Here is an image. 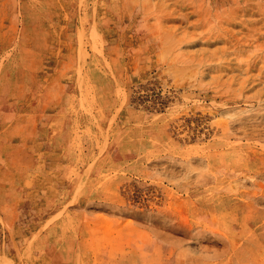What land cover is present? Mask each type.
<instances>
[{
	"label": "rangeland",
	"instance_id": "1",
	"mask_svg": "<svg viewBox=\"0 0 264 264\" xmlns=\"http://www.w3.org/2000/svg\"><path fill=\"white\" fill-rule=\"evenodd\" d=\"M0 264H264V0H0Z\"/></svg>",
	"mask_w": 264,
	"mask_h": 264
}]
</instances>
